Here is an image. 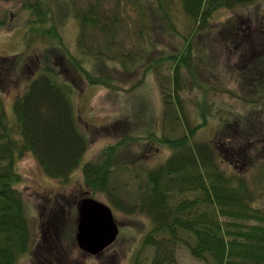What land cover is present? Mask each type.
Wrapping results in <instances>:
<instances>
[{"label": "trees", "instance_id": "obj_1", "mask_svg": "<svg viewBox=\"0 0 264 264\" xmlns=\"http://www.w3.org/2000/svg\"><path fill=\"white\" fill-rule=\"evenodd\" d=\"M61 1L66 5L62 7ZM258 1L178 0L194 24L192 32L186 36L176 26L174 0H136L141 8V50L137 53L117 52L108 58L100 52L91 57V52L85 48L84 33L75 48L65 43L57 26L56 10L71 15L72 0H56L52 5L45 0H11L10 3L19 6L17 12L31 15L28 22L30 36H27L31 38L30 44L40 41L45 48L40 61L42 70L28 81L22 95L13 104L14 124L0 95V264H18L30 244L26 200L17 188L22 178L18 162L25 153L32 154L53 179L67 180L75 170L82 168L93 198L98 195L109 197L118 208L151 218L153 227L145 236L143 245L154 249L153 257L149 263L136 258L133 264H177L176 253L180 244H186L191 254L205 264H264V212L253 206L255 195L245 179L240 175H229L222 167L221 159L225 153L219 144H228V130H221L212 142L193 141L208 121L209 92L202 87L204 92L197 97L195 106L202 120L197 125L192 124L186 115L183 98V94L191 92L186 71H190L194 78L195 57L208 52L209 41L204 30L214 12L249 7ZM150 10L152 16H149ZM5 15L8 18L10 13H2L1 19ZM104 16L99 1H94L87 12L77 14L76 18L83 30L91 27L106 32L116 19L113 17L111 23L106 24ZM146 29L153 30V35L149 36ZM162 35L177 39L182 48L172 46V51H159L160 43L156 40ZM238 36L240 32L235 30L230 38ZM20 59L19 55L4 58L8 61L1 64L3 81L20 75L23 70ZM166 62L173 64L175 84L173 91L163 92L164 104L169 109L167 116L176 122L179 118L175 111L182 109L187 133L176 139H161L151 133L168 146L172 154L166 162L149 172L148 186L137 202L127 205L117 196L111 183L124 164L134 158L133 137L126 130L123 139L102 149L94 160L83 163L89 139L78 125L75 90L84 82L117 91L115 71L118 74L141 73L142 84L138 83L141 86L157 67ZM255 64L257 68L260 65L264 68V57L257 59ZM208 68L210 71L211 65ZM250 68L247 70L253 71ZM249 78L243 76L242 80L247 83ZM12 79L18 82V79ZM192 81L197 85L196 80ZM260 82L264 85V76L261 80L256 78L255 85ZM248 87L249 96L243 94L244 86L241 91L223 92L248 105L264 100L261 90L254 88L253 81ZM251 96L260 97L254 100ZM131 122L136 123L134 119ZM243 130V126L237 128L240 134Z\"/></svg>", "mask_w": 264, "mask_h": 264}, {"label": "rangeland", "instance_id": "obj_2", "mask_svg": "<svg viewBox=\"0 0 264 264\" xmlns=\"http://www.w3.org/2000/svg\"><path fill=\"white\" fill-rule=\"evenodd\" d=\"M45 1L51 5L52 1L56 2ZM94 1H99L106 24H110L113 17L116 19L111 29L109 25V31L102 32L91 27L83 30L80 20L76 18L77 14L87 12ZM10 2L11 0H0V95L6 102L8 115L14 124L13 104L22 95L28 81L36 76V72L42 70L40 61L45 45L40 41L30 44L31 38L27 36H30L28 22L31 15L29 12H17L16 8L19 6ZM65 5L63 1L62 7ZM173 10L178 30L188 36L194 28L193 22L178 0H174ZM5 11L10 13L9 19L6 15L1 19ZM140 11L136 0H72L71 15L56 10L57 26L69 47L75 48L84 33L85 48L91 52V57L100 52L110 58L117 52L137 53L141 50ZM149 16H152V10L149 11ZM4 20L7 21L3 23ZM229 22L232 23L228 24ZM235 30L240 32V36L232 39L230 37ZM204 32L208 36V52L195 57L197 65L194 78L190 76V71H186V79L190 84L188 89L191 92L183 94L184 111L190 122L197 125L202 120L195 106L196 101L200 93L204 92L203 88L209 92L208 121L193 141L212 142L221 130H228V144L216 143L225 153L221 159L222 167L229 175H240L245 179L255 195L253 206L263 213L264 100L248 105L223 91H241L244 86L243 94L249 96L248 85L253 81L254 88L261 90V95H264V85L261 82L255 85L256 78L261 80L264 76V68L261 65L257 68L255 64L257 59L264 57V0L249 7L215 11ZM147 33L151 36L154 32L147 30ZM199 40L203 41L201 38ZM156 42L160 43L157 47L159 51L169 52L172 51V46H183L179 45L177 39H170L167 35L158 37ZM15 55L21 56L23 70L20 75L3 81L1 64L8 61L4 58L12 59ZM249 66L253 71L247 70ZM114 74L117 76V91L108 87L89 86L82 82L75 90L74 106L79 128L89 139L83 163L94 160L102 149L123 139L126 130L133 137L131 149L135 153L134 158L124 164V168L114 175L111 183L124 204L132 205L148 186L149 172L166 162L172 154L168 146L159 142L151 133H156L161 139H176L187 133V121L180 108H177L179 112L175 111L179 118L176 122L167 116L169 109L164 104L163 92L173 91L175 88L172 63L166 62L157 67L141 86V73L118 74L115 71ZM243 76L250 77L247 83L242 80ZM60 77L63 78L64 75ZM12 78L18 79V82ZM192 79L197 81V85ZM251 97L255 100L260 96ZM133 119L136 123L131 122ZM241 126L244 129L242 135L237 131ZM18 172L22 178L17 188L26 200L33 238L32 246L28 245L18 264H50V254L52 264H133L136 258L144 259L146 263L151 261L154 249L143 245L145 236L153 227L151 218L137 212L128 213L114 205L109 197L102 195L94 198L114 210L120 225L119 237L113 246L99 255H91L80 249L76 242L77 206L79 207L82 199L93 197L85 183L82 168L75 170L67 180L53 179L44 172L32 154L25 153L18 162ZM51 213L52 221L57 218L59 229L63 230L61 238L59 236V239L52 240V253L51 248H46L49 244L39 245L43 230H46L45 236L51 231L52 238L56 236L55 233H59L53 224L49 230L47 222L45 223ZM63 223L64 229L61 226ZM38 248L40 250L36 254ZM176 256L177 264H205L191 254L186 244L177 247Z\"/></svg>", "mask_w": 264, "mask_h": 264}, {"label": "water", "instance_id": "obj_3", "mask_svg": "<svg viewBox=\"0 0 264 264\" xmlns=\"http://www.w3.org/2000/svg\"><path fill=\"white\" fill-rule=\"evenodd\" d=\"M119 225L113 210L105 203L92 197L82 199L79 205V246L97 255L111 246L118 238Z\"/></svg>", "mask_w": 264, "mask_h": 264}, {"label": "flooded vegetation", "instance_id": "obj_4", "mask_svg": "<svg viewBox=\"0 0 264 264\" xmlns=\"http://www.w3.org/2000/svg\"><path fill=\"white\" fill-rule=\"evenodd\" d=\"M77 213H78V206H77ZM52 220H53V218H52V213H51V214H49L48 218L45 221V223L47 222L48 229L49 230L52 229V224H53L56 227V229L59 230V233H55L56 236L54 235V237L52 238V232L51 231H49L48 232L49 234L47 233L46 236H45L44 234L46 233V230L45 231L43 230V232H41V244H39V245H42L44 243L47 244V245L49 244V247H46L48 249L51 248L52 240L54 241L55 239H59V236H60V238L62 237V231H63V230L59 229V224H58L57 218H54V222ZM75 221H76L75 223H76V234H77L78 217H77V219ZM61 226H62L63 229L65 228V224L64 223ZM60 230H61V232H60ZM30 239H31V246H32V240H33V238H32V232H31V238ZM39 250L40 249L38 248V251H35V253L37 254V252H39ZM50 252L52 253V248L50 249ZM50 257H51V259H50ZM50 257H49V260H50L49 262H50V264H52V254H50Z\"/></svg>", "mask_w": 264, "mask_h": 264}]
</instances>
